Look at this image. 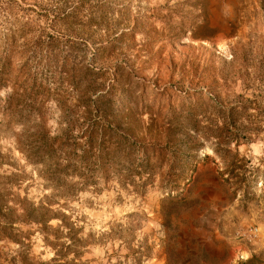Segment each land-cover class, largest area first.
Listing matches in <instances>:
<instances>
[{
	"label": "rangeland",
	"instance_id": "rangeland-1",
	"mask_svg": "<svg viewBox=\"0 0 264 264\" xmlns=\"http://www.w3.org/2000/svg\"><path fill=\"white\" fill-rule=\"evenodd\" d=\"M6 1L12 11L0 7V55L11 56V82L0 89V234L11 237L0 236V264H21L19 252L51 258L36 225L21 217L22 207L47 200L80 226L86 264H264V122L238 144L215 137L219 107L264 93V0ZM53 15L60 41L48 50L31 38L54 31ZM26 19L27 39L7 43L9 29ZM65 60L80 89L107 90L101 106L114 102L113 120L137 134L111 163L116 175L95 185L56 186L41 175L44 163L31 161L40 133L75 135L82 123L52 99L38 105L32 84L38 61ZM57 80L46 83L67 87ZM143 144L161 155L147 153L153 174L141 186ZM230 166L241 174L227 180ZM56 189L68 195L54 196ZM252 227L256 242L240 240L238 231Z\"/></svg>",
	"mask_w": 264,
	"mask_h": 264
},
{
	"label": "trees",
	"instance_id": "trees-1",
	"mask_svg": "<svg viewBox=\"0 0 264 264\" xmlns=\"http://www.w3.org/2000/svg\"><path fill=\"white\" fill-rule=\"evenodd\" d=\"M0 7L6 16L12 11V5L6 0L0 1ZM59 19L57 15H53L51 27L54 31L50 33L44 29L40 30L37 36L31 38L33 42L37 43L36 45L41 44L48 50L57 47L60 37L59 33L55 31H58L56 24ZM24 22L25 24L22 26L9 29L5 39L7 43L15 42L18 36L27 37L30 32V19H26ZM6 55H0V89L11 82L9 80L11 79L9 75L11 56ZM25 66L26 62L23 63L22 69ZM93 72L95 74L99 70L93 69ZM30 75L33 79V87L36 89L38 98H40L38 105L52 99L61 107L78 111L75 114L82 120V123L76 127L75 135L50 136L46 132L40 133L38 137L39 151L38 153L34 151L36 157L32 158L31 161L44 163L41 175L46 177V180L52 181L54 185H60V187L67 184H77L78 187L95 185L101 178L114 177L116 175L114 174L115 169L111 163L118 152L121 150L126 152L132 149L130 139L136 138L137 134L129 127L126 130L119 128L120 126L113 120L117 115L112 108L114 102L109 101L107 105L101 106L100 100L108 91L97 88L92 83H87L85 88L80 89V78L76 74V66L74 63H69L68 60L56 64L49 62L41 64L38 61V65L35 66ZM54 78L58 79V83L67 85V87L62 90H55L56 92L53 91L46 80ZM253 81L258 82L259 78L255 76ZM13 85L14 92L17 93L15 91L16 86ZM219 108L224 114L215 124L216 130L219 131V134L215 135L218 138V143L235 141L238 144L240 139L249 140L251 135L261 129V124L264 122V93L262 90L254 89L248 96L240 94L239 99L228 107ZM1 114L3 115L2 106H0V116ZM0 121L3 119L0 118ZM194 121L197 124L199 122L196 118ZM54 145L58 146V151L55 150ZM141 152H143L144 158L141 159L138 174L140 175L141 186H143L147 184L150 175L153 174L150 169H153L154 166L147 153L160 156L161 149L152 144H143ZM229 153H231L230 150ZM237 154L234 152L232 158L237 157ZM30 156L33 157V153ZM172 163L171 161L170 166L174 168L175 165ZM225 173L228 174L227 180L241 174L233 166L226 169ZM71 177L78 182L70 181ZM64 192L66 191L57 190L54 196H60ZM66 193L68 195V192ZM52 204L47 200L38 205L32 204L31 207L21 208L23 210L22 221H29L36 225L44 245L53 252L51 258L45 261H32L29 255H23L22 252H19L15 259L21 264H86L82 260V256L87 245L85 238L81 235L80 226L71 218L68 211L60 210L62 209L61 205L53 208ZM52 221L55 223L53 224ZM2 235L6 238L11 237L8 234H0V236Z\"/></svg>",
	"mask_w": 264,
	"mask_h": 264
},
{
	"label": "built area",
	"instance_id": "built-area-1",
	"mask_svg": "<svg viewBox=\"0 0 264 264\" xmlns=\"http://www.w3.org/2000/svg\"><path fill=\"white\" fill-rule=\"evenodd\" d=\"M258 227H252L249 230L238 231V237L245 243L254 244L257 240Z\"/></svg>",
	"mask_w": 264,
	"mask_h": 264
}]
</instances>
